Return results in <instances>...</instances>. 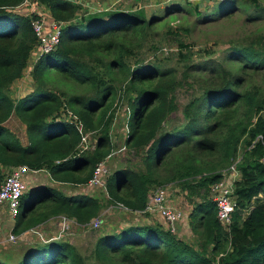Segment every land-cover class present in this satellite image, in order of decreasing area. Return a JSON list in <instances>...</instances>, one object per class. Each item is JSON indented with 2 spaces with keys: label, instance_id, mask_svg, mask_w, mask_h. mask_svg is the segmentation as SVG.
Listing matches in <instances>:
<instances>
[{
  "label": "trees",
  "instance_id": "1",
  "mask_svg": "<svg viewBox=\"0 0 264 264\" xmlns=\"http://www.w3.org/2000/svg\"><path fill=\"white\" fill-rule=\"evenodd\" d=\"M23 1L0 0V184L2 169L16 165L45 170L54 183L87 184L96 164L116 147L111 128L120 97L129 107L123 146L137 161L115 166L105 180L104 200L66 194L46 183L28 186L11 232L23 238L28 229L59 215L89 226L108 204L149 219L144 212L149 192L171 184L192 205L188 225L196 243L145 219L104 229L88 255L65 239L24 237L23 258L16 264H264V32L247 44L231 45L221 61L187 63L179 75L159 59L144 61L135 50L159 15L113 9L78 16L73 0H36L38 10L47 7L62 23L60 39L33 63L34 87L13 98L11 86L39 44L31 23L37 14L11 9ZM250 2L260 10L258 0ZM181 48L179 59L188 61L189 46ZM188 78L200 82L199 92L184 105L183 121L174 123L175 91ZM70 113L76 121L68 119ZM11 115L25 125L27 144L4 125ZM78 121L94 140L85 151H80ZM233 163L240 176L227 229L217 218L211 187ZM0 264L8 263L0 258Z\"/></svg>",
  "mask_w": 264,
  "mask_h": 264
},
{
  "label": "rangeland",
  "instance_id": "2",
  "mask_svg": "<svg viewBox=\"0 0 264 264\" xmlns=\"http://www.w3.org/2000/svg\"><path fill=\"white\" fill-rule=\"evenodd\" d=\"M225 0H73L78 6V16L85 13L119 9L123 11L143 10L146 17L151 14L160 16L158 23L154 26L146 37L141 40L140 46L135 48L138 56L144 61H155L159 59L161 64L167 67H175L178 69L179 75L185 69V65L191 61H221L225 56V52L231 45H243L250 42L255 35L264 32V0H258L260 5L258 10L250 2V0H236L233 5L223 3ZM36 0H24L14 8V11L30 15L35 7ZM194 6L199 7L198 10ZM42 7V6H41ZM45 8V7H44ZM42 9L46 19L51 18V14L45 8ZM258 10V11H257ZM259 12V14L257 13ZM49 13V14H48ZM206 14L205 19L200 20L199 16ZM181 45L189 46L191 51L188 52V61L180 60L181 52L184 51ZM39 56L38 47L30 56L29 65L26 67L21 79L11 87V95L14 98L27 94L33 87L34 81L31 77L33 63ZM135 58H132V61ZM186 61V62H185ZM227 66L233 65L232 62ZM199 74H203L199 73ZM259 81L261 74L255 76ZM26 85V86H25ZM56 85L63 87L56 80ZM200 82L188 78V83H184L175 91L178 109L171 116V121L181 123L183 121L184 105L199 91ZM56 86V88H58ZM128 104L125 98L120 97L116 106L114 123L111 128L112 141L116 143V147L112 150V154L108 156L106 164L111 172L115 170L117 164H125L131 162L133 165L137 161V157L129 152L124 146L123 141L127 132ZM264 115V112H263ZM169 121V122H171ZM22 132V133H21ZM21 138L25 139V132L21 131ZM241 158V149L237 153V162ZM43 173H48L43 170ZM41 172V173H42ZM6 175L5 170L3 171ZM238 174L235 175V178ZM50 181V178L46 177ZM65 184H60L61 188H66ZM168 186L169 203L176 207L181 213V219L177 224L184 227L185 234L180 235L187 243L195 245L196 236L190 231L188 225V214L192 205L187 201L185 192H182L177 185ZM74 188L70 185L69 188ZM94 194L101 199H105L107 194L105 189L97 188ZM100 190V191H99ZM105 202V201H104ZM101 215L96 216L101 220L97 227L88 226L77 229L75 226L64 232V236L55 235L53 232L45 233L46 227H37L25 235L26 237L49 236L51 238L71 240L79 253L88 255L96 237L108 225L117 226L122 219V208L119 205H106ZM56 227V224H53ZM61 230V229H60ZM48 231V230H47ZM24 236V237H25ZM34 238V237H33ZM23 242L18 239L16 243L5 240L0 244V258H3L8 264H16L23 258L22 246ZM21 248V249H20Z\"/></svg>",
  "mask_w": 264,
  "mask_h": 264
},
{
  "label": "built area",
  "instance_id": "3",
  "mask_svg": "<svg viewBox=\"0 0 264 264\" xmlns=\"http://www.w3.org/2000/svg\"><path fill=\"white\" fill-rule=\"evenodd\" d=\"M32 12L37 14V18H32L31 23L34 31L38 35V52L39 55H41L43 52L53 50L59 42L62 23L54 20L52 17L46 19V13L44 14L42 9L38 10L36 8V4ZM68 119L76 121L77 117L70 113L68 115ZM76 125L79 131L82 133L80 151H85L92 148L94 140H90V133L82 132V124L79 121L76 122ZM235 163H233L229 170L224 172L223 178L213 184L211 187V198L217 207V218L219 222L227 229L231 223V214L235 208V199L233 196L234 183L240 176L236 169ZM38 171L39 170H31L26 165H16L5 168L6 175L0 184V203L6 204L9 215L12 218H15L19 213L20 200L23 193L27 189V175L29 173H35ZM110 172L111 170L106 164L105 159L98 162L94 168L93 175L87 184L92 188L105 189V180ZM237 174L238 177L235 178V175ZM168 196V186H156L148 194L144 212L151 216L159 217L163 221L165 229L171 233L177 234V224L181 219V213L176 207L169 203ZM117 205H119L123 211H128V209L122 204ZM59 220L62 224V231L60 232V234H62L67 232V230L70 228L71 222L74 219L72 220V218L69 219L66 216H60ZM100 223V219L93 218L90 221L89 226L97 227ZM44 236L45 234L39 238L43 240ZM18 239L19 236L11 232L6 240L16 243Z\"/></svg>",
  "mask_w": 264,
  "mask_h": 264
},
{
  "label": "crops",
  "instance_id": "4",
  "mask_svg": "<svg viewBox=\"0 0 264 264\" xmlns=\"http://www.w3.org/2000/svg\"><path fill=\"white\" fill-rule=\"evenodd\" d=\"M20 79L16 80L12 85H14ZM19 97H21V96H18L17 98H19ZM4 125L7 128H9L14 134H16L18 136V138L20 139V141H21V143L23 145L28 143V137H27V134H26L25 125L16 116L11 115L4 122ZM22 130H23V132H25V139H22L21 136H20L21 133H22L21 132ZM2 170L4 171L5 168L2 169ZM42 171L43 170H39L38 172H35V173L32 172V173H29L27 175V177H26L27 187L28 186H36V185H39V184L46 183V184H49L51 186H56L58 189H61L62 192L66 193V194H72V193H77V192L94 194L93 192L95 190L92 187H90L88 184H84V185L77 186V187H74V188L71 187V189L69 188V186H70L69 184H67V185L65 184L66 186L65 185L64 186L66 188H61L59 186L61 183H58V182L54 183V181L52 179H50V181L47 180L46 177H48V178H50V177L48 175H46V173H43ZM103 212L104 211H101L100 215ZM121 214H122V219H121V221L118 222L116 228H115V226H110L111 225L110 224L106 228H104L105 231L106 230H109V231L110 230L111 231L115 230L116 231V230H119L122 227L126 226L127 224H130V223H142L145 219H148V217L141 215L140 212H134L133 213V212L121 211ZM60 216H65V215L56 216L55 218H52V219L46 221L45 223L36 226L35 228H37V227H40V228L46 227L47 229L45 230V233L49 232L50 234H52L54 232L55 233L54 237L56 235L64 236V234H60V232L62 231V230H60L61 226H62L61 221L59 220ZM72 220H73V218H72ZM148 220H151V221H154V222L160 224L161 227H163V228L165 227L164 224H163V221L159 217L150 215ZM14 221H15V219L12 218L9 215V211L7 210L6 204L5 203H0V244H2L7 239L8 235L11 233V230H12V228L14 226ZM53 224H56L55 228L53 227ZM70 226L71 227L75 226L77 229H79L81 227L82 228H84V227L89 228L88 226H84V225H80V224L76 223V221H74V220L71 222ZM181 226H178V234H179V236L186 233V230L184 231V227H181ZM35 228H32V229H35ZM30 230L31 229H28L23 235H21V237L24 238V235H27L28 233H30L29 232ZM23 238H20V240H23L22 241L23 244L25 243L24 241H27V240L30 241V238H28L26 236H25V239H27V240H25ZM63 239H65V238H63ZM68 241L70 243L74 244L71 240H68Z\"/></svg>",
  "mask_w": 264,
  "mask_h": 264
},
{
  "label": "clouds",
  "instance_id": "5",
  "mask_svg": "<svg viewBox=\"0 0 264 264\" xmlns=\"http://www.w3.org/2000/svg\"><path fill=\"white\" fill-rule=\"evenodd\" d=\"M28 238H31L30 236Z\"/></svg>",
  "mask_w": 264,
  "mask_h": 264
},
{
  "label": "water",
  "instance_id": "6",
  "mask_svg": "<svg viewBox=\"0 0 264 264\" xmlns=\"http://www.w3.org/2000/svg\"><path fill=\"white\" fill-rule=\"evenodd\" d=\"M40 240H42V239H40Z\"/></svg>",
  "mask_w": 264,
  "mask_h": 264
}]
</instances>
